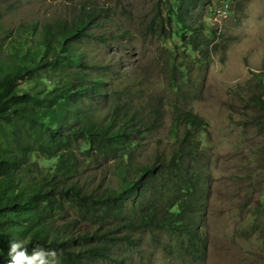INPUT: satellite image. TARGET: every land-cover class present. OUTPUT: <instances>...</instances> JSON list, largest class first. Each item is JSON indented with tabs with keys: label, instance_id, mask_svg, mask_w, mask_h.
I'll return each instance as SVG.
<instances>
[{
	"label": "trees",
	"instance_id": "1",
	"mask_svg": "<svg viewBox=\"0 0 264 264\" xmlns=\"http://www.w3.org/2000/svg\"><path fill=\"white\" fill-rule=\"evenodd\" d=\"M211 2L157 0L144 25V36L161 43L166 93L176 101L173 142L168 150L158 147L150 162L136 157L144 138L164 123L166 96L146 98L148 80L126 76L123 67L82 60L80 43L108 41L92 28L110 19L109 10L82 3L72 18L45 26L39 51L16 54L0 77V264H9L11 241L24 242L29 255L35 245L54 251L56 264H150L159 247L183 264H207L212 154L203 136L210 124L183 105L194 71L208 68L217 49L219 28L204 20ZM48 70L60 73L51 90H18ZM121 80L126 83L116 86ZM257 90L250 119L264 127L263 74ZM94 99L110 103L99 116L80 107ZM36 153L57 164L30 184L20 172ZM91 165L103 172L98 181L84 177ZM110 173L117 186L105 184ZM65 205L75 218L60 223ZM78 222L93 227L82 231Z\"/></svg>",
	"mask_w": 264,
	"mask_h": 264
},
{
	"label": "rangeland",
	"instance_id": "2",
	"mask_svg": "<svg viewBox=\"0 0 264 264\" xmlns=\"http://www.w3.org/2000/svg\"><path fill=\"white\" fill-rule=\"evenodd\" d=\"M225 1L212 0L206 9L204 20L210 27L219 28L217 49L208 68L194 71L192 93H187L183 106L210 124L208 134L203 136L204 147L212 154V182L204 227L207 264H264V127L250 119L256 117L251 98L258 92V75H264V0H230L229 15H222L217 10ZM82 3L109 10L110 15L102 26L92 28L95 34L107 35L108 41L80 43L85 55L82 60L90 66L110 63L123 67L121 71L126 76L146 78V98L150 94L166 96L164 123L144 138L141 153L136 157L150 162L158 147L168 150L173 142L170 108L171 102H176L170 91L166 93L168 75L162 71L161 43L144 36V25L157 0H0V77L8 73L13 61L17 62V53L21 58L39 51L46 25L51 26L53 19L72 18ZM93 74L98 75L97 71ZM59 77L58 71L48 70L17 87L25 91L38 87L51 90ZM125 83L121 80L116 86ZM107 104L109 101L94 99L80 107L99 116L107 110ZM56 164L57 159H45L36 153L20 172L21 178L32 184L42 174L52 173ZM87 176L94 177L95 182L103 172L91 165L84 175ZM104 182L118 185L111 173ZM56 218L61 219L60 223L73 220L75 212L65 205ZM79 227L86 231L93 226L90 222H78ZM142 246L150 249L144 243ZM133 262L147 264L138 259ZM150 264L183 262L168 249L159 247Z\"/></svg>",
	"mask_w": 264,
	"mask_h": 264
},
{
	"label": "clouds",
	"instance_id": "3",
	"mask_svg": "<svg viewBox=\"0 0 264 264\" xmlns=\"http://www.w3.org/2000/svg\"><path fill=\"white\" fill-rule=\"evenodd\" d=\"M229 3L220 6L217 10H225L229 15L227 9ZM10 258L9 264H56V253L46 248L35 245L31 255L27 252V245L22 241H11L8 251Z\"/></svg>",
	"mask_w": 264,
	"mask_h": 264
},
{
	"label": "built area",
	"instance_id": "4",
	"mask_svg": "<svg viewBox=\"0 0 264 264\" xmlns=\"http://www.w3.org/2000/svg\"><path fill=\"white\" fill-rule=\"evenodd\" d=\"M219 13L222 14V15H226V11L225 10H220Z\"/></svg>",
	"mask_w": 264,
	"mask_h": 264
}]
</instances>
